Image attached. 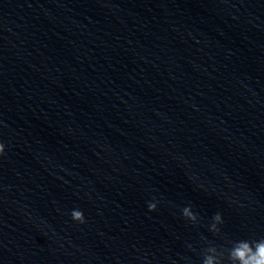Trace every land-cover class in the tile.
<instances>
[{"label": "clouds", "instance_id": "clouds-1", "mask_svg": "<svg viewBox=\"0 0 264 264\" xmlns=\"http://www.w3.org/2000/svg\"><path fill=\"white\" fill-rule=\"evenodd\" d=\"M5 153V145L0 143V156ZM157 204L155 202H149L148 210L155 211ZM183 216L191 220L196 219V215L191 211L190 207H185L183 210ZM71 217L74 221L79 223L85 222V217L82 211L74 209L71 212ZM214 219L220 220L221 215L217 213ZM209 253H219V255H205L202 264H222V258L224 256L223 251L217 250L216 247H208ZM228 260L230 264H264V239L257 241L253 240H237L233 243L232 247L227 250Z\"/></svg>", "mask_w": 264, "mask_h": 264}]
</instances>
